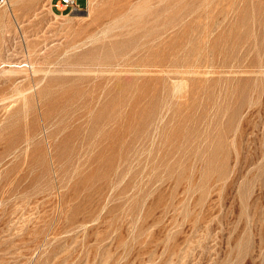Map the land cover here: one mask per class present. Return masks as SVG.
<instances>
[{
  "label": "rangeland",
  "instance_id": "374dc122",
  "mask_svg": "<svg viewBox=\"0 0 264 264\" xmlns=\"http://www.w3.org/2000/svg\"><path fill=\"white\" fill-rule=\"evenodd\" d=\"M57 1L0 3V264H264V0Z\"/></svg>",
  "mask_w": 264,
  "mask_h": 264
},
{
  "label": "bare ground",
  "instance_id": "6f19581e",
  "mask_svg": "<svg viewBox=\"0 0 264 264\" xmlns=\"http://www.w3.org/2000/svg\"><path fill=\"white\" fill-rule=\"evenodd\" d=\"M31 1H34V0H8V8H12L13 6L15 7L16 5H18L19 3H30ZM51 1V0H50ZM91 1V0H90ZM95 2V1H94ZM93 2V3H94ZM7 8V7H6ZM5 11V10H4ZM7 11V10H6ZM5 11V12H6ZM55 14V13H54ZM58 14V13H57ZM57 14H55L56 16H58ZM35 15H37V12L35 13ZM30 67H33L32 65L30 66V64H14L13 66L10 65V68L8 67V69L6 71H8L9 73H13V72H27L28 69L27 68H30ZM34 69V68H33ZM36 71V70H35ZM34 71V72H35ZM46 73V72H45ZM20 74V73H19ZM23 74V73H22ZM47 74V73H46ZM14 76V74H12ZM16 75V74H15ZM25 75V74H23ZM22 77H25L23 76ZM1 76V75H0ZM6 76V75H5ZM17 76V75H16ZM21 75H19V78H20ZM10 77V76H9ZM12 77V76H11ZM2 78V76H1ZM4 78V77H3ZM7 78V76H6ZM17 78V77H16ZM18 78V79H19ZM30 78V77H29ZM22 79V78H21ZM28 79V78H27ZM1 80V79H0ZM32 88V87H31ZM27 89V88H26ZM25 91V90H24ZM33 91V89H28L26 90L25 92H19V97H24L25 96L27 97V94L31 93ZM16 97V96H15ZM16 99V98H15ZM18 99V98H17ZM56 259V258H54ZM59 259V258H58ZM67 260V259H66ZM70 261V260H69ZM73 261V260H72ZM66 263V262H65ZM64 264V263H63Z\"/></svg>",
  "mask_w": 264,
  "mask_h": 264
},
{
  "label": "built area",
  "instance_id": "2783aa9c",
  "mask_svg": "<svg viewBox=\"0 0 264 264\" xmlns=\"http://www.w3.org/2000/svg\"><path fill=\"white\" fill-rule=\"evenodd\" d=\"M3 1L4 0H0V3H3ZM54 6L60 11H64L67 8H71V10L80 8L77 0H58Z\"/></svg>",
  "mask_w": 264,
  "mask_h": 264
},
{
  "label": "crops",
  "instance_id": "0c3cea01",
  "mask_svg": "<svg viewBox=\"0 0 264 264\" xmlns=\"http://www.w3.org/2000/svg\"><path fill=\"white\" fill-rule=\"evenodd\" d=\"M84 1H86V2H87L88 0H84Z\"/></svg>",
  "mask_w": 264,
  "mask_h": 264
}]
</instances>
